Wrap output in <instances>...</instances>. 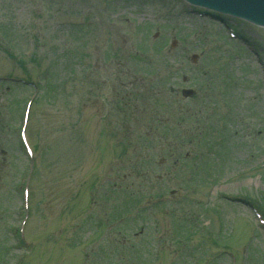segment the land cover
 Here are the masks:
<instances>
[{
	"label": "rangeland",
	"instance_id": "1",
	"mask_svg": "<svg viewBox=\"0 0 264 264\" xmlns=\"http://www.w3.org/2000/svg\"><path fill=\"white\" fill-rule=\"evenodd\" d=\"M202 11L0 0V264H264V29Z\"/></svg>",
	"mask_w": 264,
	"mask_h": 264
},
{
	"label": "water",
	"instance_id": "2",
	"mask_svg": "<svg viewBox=\"0 0 264 264\" xmlns=\"http://www.w3.org/2000/svg\"><path fill=\"white\" fill-rule=\"evenodd\" d=\"M191 6L205 9L220 15L229 16L264 28V0H183ZM175 44V43H174ZM175 46V45H174ZM197 56L192 57L196 63ZM185 81V80H184ZM186 99L194 96V91L183 90Z\"/></svg>",
	"mask_w": 264,
	"mask_h": 264
},
{
	"label": "trees",
	"instance_id": "3",
	"mask_svg": "<svg viewBox=\"0 0 264 264\" xmlns=\"http://www.w3.org/2000/svg\"><path fill=\"white\" fill-rule=\"evenodd\" d=\"M208 154H210V153H208Z\"/></svg>",
	"mask_w": 264,
	"mask_h": 264
}]
</instances>
